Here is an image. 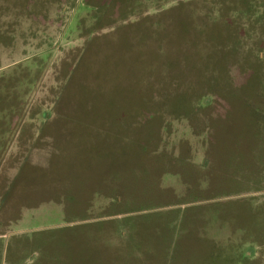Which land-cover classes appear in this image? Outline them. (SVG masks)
<instances>
[{
  "label": "rangeland",
  "instance_id": "rangeland-1",
  "mask_svg": "<svg viewBox=\"0 0 264 264\" xmlns=\"http://www.w3.org/2000/svg\"><path fill=\"white\" fill-rule=\"evenodd\" d=\"M0 264H264V0H0Z\"/></svg>",
  "mask_w": 264,
  "mask_h": 264
}]
</instances>
